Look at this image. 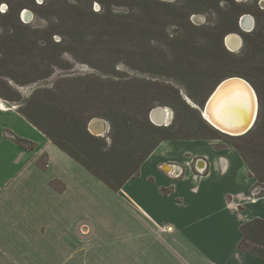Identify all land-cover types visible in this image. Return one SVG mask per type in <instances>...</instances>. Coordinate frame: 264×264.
Instances as JSON below:
<instances>
[{"label": "crops", "instance_id": "obj_1", "mask_svg": "<svg viewBox=\"0 0 264 264\" xmlns=\"http://www.w3.org/2000/svg\"><path fill=\"white\" fill-rule=\"evenodd\" d=\"M257 188L230 143L201 139L162 141L113 191L0 106V264H264L237 249L264 220Z\"/></svg>", "mask_w": 264, "mask_h": 264}, {"label": "rangeland", "instance_id": "obj_2", "mask_svg": "<svg viewBox=\"0 0 264 264\" xmlns=\"http://www.w3.org/2000/svg\"><path fill=\"white\" fill-rule=\"evenodd\" d=\"M154 1L55 0L58 10L46 9L45 0L1 1L0 35L8 34L35 45L34 61L40 55L48 56L51 74L22 84L45 72L41 65L29 71L30 58L25 49L19 44L11 48L0 39V90L7 92L8 85L22 98H27L36 88H55L56 95L71 88L73 97L67 103L52 95L45 100L60 111L71 106L83 108L87 113L86 126L91 118H102L106 122L105 133L101 136L90 133L94 139L92 145L98 147L101 141L109 143L112 128L104 115L112 111L137 115L146 111L148 117L152 108L161 106L171 113L167 126L179 129L186 117L195 116L183 103L191 108V103L187 102L190 100L201 108L215 86L214 82L201 91L203 77L211 76L213 69L227 77L234 76L228 74L236 69L263 77L264 66L259 71L254 63L241 65L235 61L252 51L240 32L230 31L223 36V47L228 54L219 50L215 37L223 28L230 27L231 15L240 9L239 19L249 15L253 24L246 32L241 31L238 24L239 30L264 35V0H232L234 4L219 0L216 4L212 1L208 7L195 6L194 9L190 0ZM67 3L79 4L85 14L84 20L73 29L65 20L74 12ZM8 6L11 14L3 16L10 13ZM89 6L93 12L104 15L89 14ZM109 10L112 15H108ZM55 15L60 18L54 20ZM230 33L240 37L236 51L225 44ZM60 41V47L54 45ZM61 77L70 81L58 82ZM261 81L252 83L258 99V113L264 94V82ZM192 96L201 103H196ZM0 100L16 108L21 106L19 101L1 96ZM195 110L202 118L200 111ZM205 124L207 128H202V133L207 134L210 128L207 122ZM218 136L230 143L229 136Z\"/></svg>", "mask_w": 264, "mask_h": 264}, {"label": "trees", "instance_id": "obj_3", "mask_svg": "<svg viewBox=\"0 0 264 264\" xmlns=\"http://www.w3.org/2000/svg\"><path fill=\"white\" fill-rule=\"evenodd\" d=\"M151 1L156 2L154 0ZM190 1L194 3L191 7L194 9L195 6L208 7L212 1L216 4L219 0ZM226 1L234 4L232 0ZM45 2L47 3L44 6L46 9H59L55 4V0H45ZM67 4L74 9V12H72L73 16L70 15L65 20L73 29L84 20L85 14L79 7V4ZM40 6H43V4H40ZM10 8L8 6L10 13H5L3 16H9L11 14ZM184 8L186 9V7ZM107 13L108 15H112L110 10ZM241 13L242 9L234 12L231 15L230 27L223 28L216 35L217 47L222 53H227L223 47V36L230 31L240 32L243 35L244 41L252 51L246 52L235 61L241 65L254 63L260 71L264 66V35L261 32L250 34L242 33L237 26ZM89 14L95 16L104 15V13L97 14L93 12L90 6ZM115 16L118 17V15ZM186 16L188 17V13ZM54 17V20H58L57 18H60V15H55ZM16 19L18 21V18ZM0 39L2 42L10 45L11 48L19 44L20 47L25 49L28 58H30L28 64L29 71L41 65L43 72H45L40 77L23 81L22 84H30L36 80L46 78L51 74V69L48 65L50 64L48 63V56L44 54L40 55L39 59L34 61L33 51L35 45L26 41H20L17 37L9 36L8 34L0 35ZM61 41L54 45L60 47ZM228 75L243 77L251 85L254 83V80L257 82L262 79L263 81L261 83L264 82V74L262 75L263 77L258 78L257 75L252 76L248 72L236 69ZM10 78L14 82H18L15 77L10 76ZM224 78H227V75H222L216 69L215 71L213 69L211 76L206 75L203 77V81L200 83L201 91L204 92L210 84L215 82L214 85H216ZM57 81L69 82L70 79L61 77ZM6 87L7 92L0 90L1 97L10 101H19L21 106L17 107V112L25 120L40 131L51 143L113 191H118L129 178L138 174L140 165L162 141L222 139L218 135L223 133L216 130L208 122L207 125L210 128L208 129V133H202V128H207L206 122L198 115V112L194 108H189L182 102L183 106L194 113L195 116L194 118L186 117L182 128L179 129H174L173 125H154L149 120V117H147L146 111L140 115L118 111H112L110 114L104 115L110 121L112 128L109 143L101 141L98 147H94L92 145L94 139L90 136V132L86 126L87 113L83 108L71 106L69 109L60 111L57 107H53L45 100L48 95H52L67 103L73 97V93L70 92L71 88L68 87L66 91L62 90L58 95H56L55 88H36L27 98H22L21 94L10 88V86L7 85ZM177 98L179 101L181 100L178 95ZM192 98H194L196 103H201L196 97L192 96ZM57 110L60 115L57 114ZM58 134H61L62 137ZM229 137L230 144L235 148L248 167L250 176L255 178L256 187L260 189L259 194L261 195L264 187V94L262 95L261 110H259L253 128L243 135ZM13 140L27 149L34 147V143L20 137L14 136ZM39 164L42 168H46V155L41 158ZM55 184L56 182L53 181L52 185ZM239 230L241 239L238 242L237 249L264 260V220L253 219L242 224Z\"/></svg>", "mask_w": 264, "mask_h": 264}, {"label": "water", "instance_id": "obj_4", "mask_svg": "<svg viewBox=\"0 0 264 264\" xmlns=\"http://www.w3.org/2000/svg\"><path fill=\"white\" fill-rule=\"evenodd\" d=\"M252 18L249 15H242L239 19V28L241 31H249L252 27ZM239 37L236 33H230L225 38V44L232 49L233 51H236L238 49V46H230L229 41L231 39H234L235 37ZM240 38V37H239ZM245 84V85H244ZM254 92L252 86L250 83H248L247 80L242 79V77L239 76H230L227 78L222 79L219 81L214 88L210 91L209 95L207 96L206 100L204 101L203 105L211 102V97L219 96L221 95V102L219 103L220 109L223 110V112L231 107L234 106V97L233 95L238 92L241 101L243 103V108L245 110V118H242L241 120L233 121L231 120V117L228 115H223L221 118L222 126L229 130L230 132H233L234 134H231L230 136H240L245 133H247L255 124L256 117L254 119H250V113H251V97L252 95L250 92ZM32 93V92H31ZM218 93V94H217ZM188 103H191V106L198 111H200L202 118L205 120L201 108L197 106L195 103L191 102L190 100L187 101ZM170 111V110H169ZM171 116V113H170ZM170 116H166L164 109L161 106L154 107L150 110L148 117L151 123H153L156 126H167ZM257 116V115H256ZM94 121H102L105 122L102 118H92L88 122L87 129L88 131L96 136L95 130H93L90 125ZM206 121V120H205ZM106 123V122H105ZM106 129V128H105ZM105 129L102 133H100V136L105 133Z\"/></svg>", "mask_w": 264, "mask_h": 264}, {"label": "bare ground", "instance_id": "obj_5", "mask_svg": "<svg viewBox=\"0 0 264 264\" xmlns=\"http://www.w3.org/2000/svg\"><path fill=\"white\" fill-rule=\"evenodd\" d=\"M233 41L235 44H233ZM240 41H241L240 38L236 36L234 39H231L229 41V45L230 46H238V48H239ZM242 79H244V78H242ZM244 80H246V79H244ZM253 90H254V88H253ZM249 92H250V90H249ZM250 94L252 95V97H251V106L252 107H251L250 119H254V117L257 118V116H258V99H257V95H256L255 90H254V92H250ZM233 97H234V106L227 109L226 112L225 111L223 112V110L220 109V107H219V103L221 102V95H219L217 97L213 95L211 97V99H212L211 102H208L206 104V106L204 104L202 109H201L202 114H203L206 122H208L216 130L220 131L221 133H223L225 135H229V136L231 134H234V133L230 132L229 130H227L226 128H224L222 126L221 118L223 117V115H228L229 117H231V120L237 121V120H241L242 118H245V114H246L245 110L242 106L243 103L241 101V98H240L238 92L236 94H234ZM1 102H0V106H3ZM163 109L165 111L166 116L167 117L170 116V111L167 108H163ZM94 118H97V117H94ZM90 127L93 130H95L96 136H99L100 133H102L103 130L106 128V123L102 122V121H94L91 123Z\"/></svg>", "mask_w": 264, "mask_h": 264}, {"label": "built area", "instance_id": "obj_6", "mask_svg": "<svg viewBox=\"0 0 264 264\" xmlns=\"http://www.w3.org/2000/svg\"><path fill=\"white\" fill-rule=\"evenodd\" d=\"M0 102L3 105V106H1L2 108H5V109H8V108H16V106L10 105V104H8V102H6L4 100H0ZM196 173H197L196 175L201 178L203 176V174H204V170L203 169L197 170ZM180 174H182V173L181 172H178V173H176V176H179Z\"/></svg>", "mask_w": 264, "mask_h": 264}, {"label": "flooded vegetation", "instance_id": "obj_7", "mask_svg": "<svg viewBox=\"0 0 264 264\" xmlns=\"http://www.w3.org/2000/svg\"><path fill=\"white\" fill-rule=\"evenodd\" d=\"M233 44H235L234 41H233Z\"/></svg>", "mask_w": 264, "mask_h": 264}]
</instances>
